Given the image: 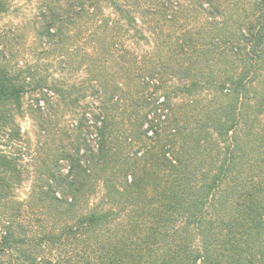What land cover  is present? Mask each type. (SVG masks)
Segmentation results:
<instances>
[{
    "label": "trees",
    "instance_id": "1",
    "mask_svg": "<svg viewBox=\"0 0 264 264\" xmlns=\"http://www.w3.org/2000/svg\"><path fill=\"white\" fill-rule=\"evenodd\" d=\"M182 1L42 12L37 34L55 47L86 21L90 98L40 193L67 217L44 239L67 249L32 264H264V0ZM9 11L0 0V18ZM10 61L0 134L13 133L30 87L52 88ZM74 87L63 100L80 101ZM17 172L0 148V204Z\"/></svg>",
    "mask_w": 264,
    "mask_h": 264
},
{
    "label": "rangeland",
    "instance_id": "2",
    "mask_svg": "<svg viewBox=\"0 0 264 264\" xmlns=\"http://www.w3.org/2000/svg\"><path fill=\"white\" fill-rule=\"evenodd\" d=\"M182 2L189 4V0ZM70 3L71 0H8L10 11L0 18V59H11L10 66L14 70L25 69L24 75L32 67L37 78L44 77V83L52 87L44 88L43 92L30 87L22 99V109L14 111L13 133L0 134L1 150L18 168L16 174L7 176L10 187L0 204V242L11 244L0 256V264H32L35 257L38 260L42 256L58 258L67 249L58 242L45 240L52 234L61 235L67 217L54 209L52 203L42 201L40 193L48 188L49 170L55 167L60 145L71 142L69 134L73 133L80 112L90 98L84 91L90 77V63L85 57L92 40L83 39L85 20L72 30L75 38L57 47L42 40L37 28L42 12H50L56 6L66 11ZM184 20L181 17L177 21ZM129 44L133 46L132 42ZM62 59L74 61L75 68ZM72 85L75 86L72 94L80 100L78 103L63 100L60 94ZM55 110H58V127L46 118L54 117ZM62 164L65 166L66 162ZM25 254L32 259L28 260Z\"/></svg>",
    "mask_w": 264,
    "mask_h": 264
}]
</instances>
